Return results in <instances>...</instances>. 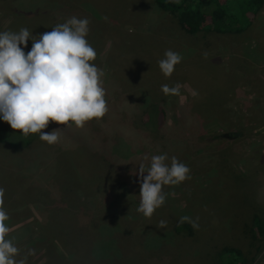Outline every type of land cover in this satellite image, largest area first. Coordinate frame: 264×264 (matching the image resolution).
<instances>
[{
  "label": "rangeland",
  "instance_id": "obj_1",
  "mask_svg": "<svg viewBox=\"0 0 264 264\" xmlns=\"http://www.w3.org/2000/svg\"><path fill=\"white\" fill-rule=\"evenodd\" d=\"M28 1L0 0V31L26 27L38 37L72 16L86 17L108 111L79 128L49 121L41 132L60 133L51 145L0 121V187L17 258L219 264L222 248L231 247L246 264H264V3L242 33L189 35L153 0ZM30 48L29 40L25 53ZM169 49L182 60L165 77L158 61ZM164 84L178 92L164 94ZM153 102L167 111L165 127L130 132L132 142L122 147L128 141L115 123ZM161 153L184 162L190 179L163 186L164 204L145 218L136 211L138 165L147 168ZM184 215L199 227L178 223Z\"/></svg>",
  "mask_w": 264,
  "mask_h": 264
},
{
  "label": "clouds",
  "instance_id": "obj_2",
  "mask_svg": "<svg viewBox=\"0 0 264 264\" xmlns=\"http://www.w3.org/2000/svg\"><path fill=\"white\" fill-rule=\"evenodd\" d=\"M106 20L107 17H104ZM89 20L72 16L38 37L26 27L0 31V121L21 135L39 134L49 145L59 142V128L41 132L49 121L82 127L85 122L102 118L108 111L103 80L105 73L94 63L96 50L86 39ZM31 41L25 53L26 41ZM182 56L165 50L158 67L169 77ZM164 94H176L178 86H161ZM190 169L175 156L152 155L147 168L138 165L139 202L136 211L150 218L166 199L163 186H174L190 179ZM146 173V175H144ZM142 177V180L140 179ZM198 219V218H197ZM5 189L0 187V264H26L27 256L17 258L19 250L8 236ZM160 220L158 227L166 226ZM178 223L199 227L189 216ZM32 254L29 249L28 255Z\"/></svg>",
  "mask_w": 264,
  "mask_h": 264
},
{
  "label": "trees",
  "instance_id": "obj_3",
  "mask_svg": "<svg viewBox=\"0 0 264 264\" xmlns=\"http://www.w3.org/2000/svg\"><path fill=\"white\" fill-rule=\"evenodd\" d=\"M28 2H30L29 6H35L36 0ZM263 3L264 0H153V4L159 11L173 17L178 26L189 35L242 33L251 25ZM16 19L19 21L18 18ZM124 117L126 118L124 125L116 123L115 125L119 126L120 134L127 138L128 143L125 142L122 146L126 148L132 142L130 132L143 135L160 132L165 127L167 111L162 104L153 102L139 111L129 109ZM138 129L140 131H135ZM164 130L167 131L166 128ZM125 211H130L128 206ZM185 228H187L186 224L174 225V229L178 231H183ZM64 230L65 228L58 230L59 235L69 238L71 235L69 229ZM54 231L55 228H46L47 234H52ZM71 253L73 255L74 251ZM219 254L223 259L219 264H246L247 262L241 251L235 248H222ZM214 264H217L215 259Z\"/></svg>",
  "mask_w": 264,
  "mask_h": 264
}]
</instances>
